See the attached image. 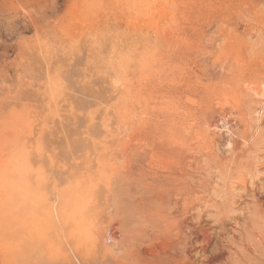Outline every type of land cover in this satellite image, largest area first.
Masks as SVG:
<instances>
[{
  "label": "rangeland",
  "instance_id": "1",
  "mask_svg": "<svg viewBox=\"0 0 264 264\" xmlns=\"http://www.w3.org/2000/svg\"><path fill=\"white\" fill-rule=\"evenodd\" d=\"M120 3L0 0V99L21 86L46 90L47 69L54 94L71 65L80 69L76 80L96 88L112 89L116 75L123 78L109 103L127 90L149 101L150 111L115 163L117 255L139 253L159 264H264V0H173L174 25L157 38L150 29L133 32L132 25L146 26L133 14L140 6ZM161 14L155 10L149 21ZM140 52L152 56L150 73H140ZM40 111L41 118L56 113L53 104ZM189 225L208 245L190 240L181 255L178 239Z\"/></svg>",
  "mask_w": 264,
  "mask_h": 264
},
{
  "label": "bare ground",
  "instance_id": "2",
  "mask_svg": "<svg viewBox=\"0 0 264 264\" xmlns=\"http://www.w3.org/2000/svg\"><path fill=\"white\" fill-rule=\"evenodd\" d=\"M119 1L122 5L118 7L126 10L140 6L133 14H140L139 18L145 20L146 26L141 23L132 25L133 32L145 33L150 29L157 38L174 25L173 14L177 8L173 0ZM158 9L163 14L158 22L154 19L156 23H151L152 14ZM125 24L127 26L128 21ZM147 53L140 54L141 74L152 67L149 62L152 56H147ZM71 68L72 65L60 72V84L56 90L61 96L57 101L55 96L58 93L54 94V83L48 69L43 74L48 83L46 90L21 86L12 95L0 99V264H159V261L139 253H135L133 258H120L112 244L114 227L111 218L116 212V200L112 195L117 170L115 163L118 160L123 162L125 146L134 138L139 118H144L150 111L149 101L133 98L125 90L122 92L124 97L122 95L116 104H110L115 96L113 93L121 90L116 84L117 75L112 81V89L96 88L93 81L92 85H85L76 80L74 72L77 68ZM146 79L142 76L139 86ZM47 104H53L56 113H51L48 119L41 118L40 109ZM171 107H166V112L173 109ZM43 110L48 112V109ZM213 193L215 198L220 194ZM221 195L218 197L222 199ZM189 227V233L178 239L182 246L181 255L186 254L190 240L201 239L205 245L209 240L207 235L202 236L203 233L198 234ZM153 229L157 230V227ZM171 260H175L173 256ZM176 263L184 264L185 260Z\"/></svg>",
  "mask_w": 264,
  "mask_h": 264
}]
</instances>
